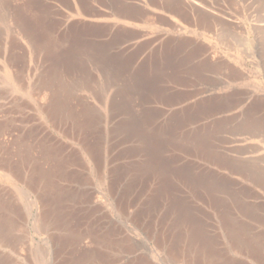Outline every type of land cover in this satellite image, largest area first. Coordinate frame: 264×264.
<instances>
[{
	"label": "rangeland",
	"instance_id": "374dc122",
	"mask_svg": "<svg viewBox=\"0 0 264 264\" xmlns=\"http://www.w3.org/2000/svg\"><path fill=\"white\" fill-rule=\"evenodd\" d=\"M21 7L41 16L37 38L16 22ZM136 117L165 127L181 180L198 167L214 188L209 201L192 182L177 187L194 192L193 221L161 202L163 186L149 193V174L140 182L142 144L121 132ZM32 132L72 158L55 184L119 220L121 242L105 249L115 264H264V0H0V141L17 135L11 167L0 158V264H55L69 244L49 213L55 184L30 183L18 162L15 139ZM201 237L218 250L188 251Z\"/></svg>",
	"mask_w": 264,
	"mask_h": 264
},
{
	"label": "bare ground",
	"instance_id": "6f19581e",
	"mask_svg": "<svg viewBox=\"0 0 264 264\" xmlns=\"http://www.w3.org/2000/svg\"><path fill=\"white\" fill-rule=\"evenodd\" d=\"M161 7H162L161 9L169 12L170 14H176V11L179 10V8L176 9V7L169 5V2L167 4L166 3L162 4ZM19 12L20 14H17V16L15 15L16 16L15 20H17L16 22L19 23L20 28L23 30V32L29 33L30 35L32 34L33 37H35L36 35L39 36L40 32H42V27H43V20L39 15V13L36 11L26 12V9L22 7L20 8ZM48 33L50 32L49 30L46 29L45 34L47 35ZM161 65L164 66L163 63H161ZM139 67L142 68V66ZM142 71L144 72V70ZM149 72L150 74H154V73L157 74V71L156 69H154L153 66H151ZM48 112L49 113L47 114L51 115L53 118L54 115H56V111H54L53 108H51V110H49ZM77 117L75 119H77ZM67 118L69 119V116ZM138 120L139 117L138 118L136 117V119L132 121L131 126L128 124L121 126L122 127L121 132L123 131L127 132L128 128H130L131 134L134 135L133 137L135 139V140L133 139V142L135 143L140 142V144H142L141 147L138 149V152L136 153L137 154L136 156L139 157L138 163L140 164L138 165V167L134 166L140 174L138 175V177L142 179L140 182H144L143 178L149 174V176H151V178L149 179L150 182H148L149 193L154 195L155 194L154 192L157 190L158 186L159 185L160 187L163 186V188L160 189V192H162L161 202L164 205H168V207L169 205L173 206L174 205L173 203H179L180 210H182V212L185 213V216L188 217L187 220L193 221V219L191 218L192 216L196 215V213L192 211L194 207L193 204L194 192L192 193V191L191 192L188 191L186 193H181L180 191H176L177 187L183 182L185 184L186 183L189 184L192 182L193 185H197V187L205 191V194L209 199V201L216 199V193L214 191V188L209 186V183H206L207 184V185L205 184L206 186L203 185L202 182L203 180L200 177L199 178L197 177L198 172H196L195 170L198 167H194L192 171H190L191 173L187 174L185 180H181V178H179L178 176L177 173L178 171L176 172V170H179L178 169L179 164L176 163L170 165L166 163L167 160L166 157L168 158L169 152L173 153V149H172L173 147L171 143L172 141H170V138L167 136V131H165V127H163L162 124L161 125L159 124V127H156L155 125L157 123L155 124V122L149 125L148 123L152 121L142 122V120L141 121ZM79 123L81 124V120ZM12 124H15L14 121H12ZM80 124L78 125V127H75L74 130L78 129L77 131L82 133V131H84V127H81ZM154 127H156V129ZM10 136L12 138H15L17 135L5 134L2 137V141H0V158L4 159V162L7 163V165H9L8 167H11V163H12L11 160L15 159V157L13 158L12 155H10L9 153L6 154V149H7L6 146L9 147V142L12 141V139H10ZM27 136L28 135H26L25 137L24 135L19 134L18 138L15 140H18L17 145L19 146L21 145V147L18 148V150H16L17 152L20 151V155H18L19 158L18 162L20 164V168L24 170V172L26 173L25 175L30 180V183L36 184V182H38V184L40 185L44 184L46 187L49 183L55 184L56 180L61 179L59 177L60 176L62 177L63 174L69 178V174L71 173L69 172V168H70L69 160L71 157L70 156L68 157V155H66L65 152H63V149L61 147L62 145L58 146V144L54 142V140H52L49 135L43 136L44 137L43 139L37 138L38 136H35L34 133L31 134L30 137L28 138ZM26 138L27 140H25ZM23 154H25V156H23ZM210 183L212 184V182ZM198 184H200V186ZM172 188L174 189V193L173 191L171 192ZM54 192H55L53 193L54 195L51 196L53 205L52 206L50 204H49L50 206L48 205L49 207L52 208V210H50L49 212L51 214L50 216L52 217L51 220L53 226L59 224V226L62 225L63 228H65L66 231H68L64 235L66 236L65 237L66 240L69 241V244L63 243L62 244L63 246H61L58 243L55 246L54 249L55 250L54 258L56 260L55 264H80L83 258L84 259L86 258L88 262L87 264H115L116 255H113L112 253L109 255L105 251V249L107 250L108 248L111 247L115 248L116 243H118L121 240L120 236L117 235L115 232V228L118 227L117 224L119 220L116 221L115 219L110 218L108 224H106L105 220L102 219L100 211L92 208L93 203L88 199V195L80 193L79 190L77 192L75 190L73 191L71 187L64 186L62 184H59V182H57V184H55ZM109 192L113 196L114 192L113 191H109ZM115 196L116 195H114L113 197ZM130 198H128V196H126L125 194L121 197L119 210L122 214L125 215L128 214V213L126 214V212H124L122 209L125 208L126 204L128 205L133 204V202L131 201L132 198L131 199ZM172 208H174L175 210L174 209L173 210L175 211V213H177L176 212L177 207L173 206ZM149 219H150V215L146 217V222H148ZM49 223H51V221ZM59 226H57V228ZM200 228L202 230L203 226ZM54 236L56 235L54 234ZM52 239L54 238L52 237ZM58 239L60 238L58 237ZM65 249H67L68 251H66ZM57 259L59 260L57 261Z\"/></svg>",
	"mask_w": 264,
	"mask_h": 264
},
{
	"label": "crops",
	"instance_id": "0c3cea01",
	"mask_svg": "<svg viewBox=\"0 0 264 264\" xmlns=\"http://www.w3.org/2000/svg\"><path fill=\"white\" fill-rule=\"evenodd\" d=\"M167 12V11H166ZM167 13H169V12H167ZM170 14V13H169ZM176 14H177V11H176ZM179 14V13H178ZM204 239L201 237V240H200V242H198V243H196L195 245H189L188 243H187V246H186V248H187V250L188 251H191L192 249L193 250H197L199 247H201V248H203L204 250H218V244H217V246H215V249H209L208 247H207V249L205 248V246L206 245H204V243H202V241H203ZM215 242H217L216 240H215ZM202 245V246H201ZM187 255V254H186ZM187 257V256H186Z\"/></svg>",
	"mask_w": 264,
	"mask_h": 264
}]
</instances>
